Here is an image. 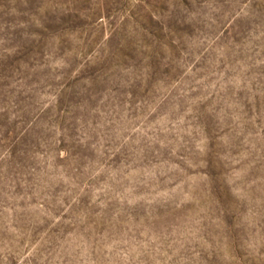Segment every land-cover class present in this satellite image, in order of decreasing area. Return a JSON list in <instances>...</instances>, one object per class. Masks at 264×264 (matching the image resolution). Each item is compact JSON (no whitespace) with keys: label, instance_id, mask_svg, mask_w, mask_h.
Returning <instances> with one entry per match:
<instances>
[{"label":"rangeland","instance_id":"rangeland-1","mask_svg":"<svg viewBox=\"0 0 264 264\" xmlns=\"http://www.w3.org/2000/svg\"><path fill=\"white\" fill-rule=\"evenodd\" d=\"M0 264H264V0H0Z\"/></svg>","mask_w":264,"mask_h":264}]
</instances>
